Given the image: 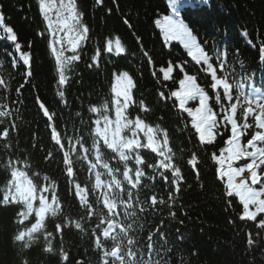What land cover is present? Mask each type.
Masks as SVG:
<instances>
[{
  "label": "trees",
  "instance_id": "1",
  "mask_svg": "<svg viewBox=\"0 0 264 264\" xmlns=\"http://www.w3.org/2000/svg\"><path fill=\"white\" fill-rule=\"evenodd\" d=\"M46 1L55 5L51 12L61 4ZM72 2L80 24L89 30L75 52L65 43L52 45L40 0H0V264H264V228L257 226L264 214L257 221L242 220L243 206L227 196L226 178L218 179L215 171L212 155L225 147L228 133L221 125L212 145L201 144L191 117L171 96L190 75L209 95L214 112H221L210 75L179 41L166 42L155 23L172 14L168 2ZM175 7L206 54L225 49L239 77L264 71V0H176ZM7 27L16 41L8 40ZM61 51L64 57H78L63 69V85L56 61ZM225 65L224 71L232 72ZM119 72L134 85L127 114L169 143L165 161L140 148V162L134 153L121 159L97 141L106 153L100 155L101 165L95 164L96 174L111 173L118 181L107 194L96 188L91 172L94 121L110 114L112 79ZM217 74L224 76L222 70ZM198 106V99L185 105ZM237 119L245 122L239 110ZM247 122L253 127L242 144L257 130L253 117ZM177 169L181 176L174 185ZM15 170L55 200L38 230L31 228L33 214H22L21 203L6 196ZM124 171L140 174L136 188L122 187Z\"/></svg>",
  "mask_w": 264,
  "mask_h": 264
},
{
  "label": "snow or ice",
  "instance_id": "2",
  "mask_svg": "<svg viewBox=\"0 0 264 264\" xmlns=\"http://www.w3.org/2000/svg\"><path fill=\"white\" fill-rule=\"evenodd\" d=\"M96 2L99 4L101 0H96ZM170 3L172 5V14L163 15L155 23L163 33L166 42L179 41L193 61L197 64L202 62L203 65L207 66L208 74L211 77L210 87L211 90L216 92V104L220 105L221 112H214L213 108L209 106V95L190 75L185 76L184 79L179 81L180 90L173 91L171 96L179 101V108L183 109L191 117V128L195 130L201 144L206 146L212 145L216 140L217 128L223 125L225 132L228 133L227 139L224 140L225 147L220 149L219 155H212V160L217 165L215 170L217 178L221 180L226 178L227 196L237 197L239 203L243 206L241 219L257 221L258 217L264 214V102L253 106V101L243 96V94L241 96H233L227 76L223 78L218 76L217 69L213 67L209 55L206 54L197 42L196 35L193 34V31L181 17V14L176 10V0H170ZM39 6L44 18L46 20L49 19L48 14L54 5L51 3L46 4L45 0H40ZM64 13L66 15H63ZM56 16L57 24L61 30H67L72 34V38L68 40V44L70 45V49L75 52L80 43L85 39L89 31L88 28L80 24L79 14L75 11V4L72 0H68L67 3L61 0L60 7L56 11ZM69 21H71L70 24ZM0 26H3L2 15H0ZM51 27L50 22L49 28ZM6 32L9 34V41L17 40V36L12 34L13 29L11 27H7ZM53 35L55 36V33ZM62 42V40H56V43ZM16 47L19 49V45ZM116 49L117 51H123L120 48L119 41L116 42ZM107 50L109 52L112 51L111 47ZM53 51L55 52L56 50L53 49ZM261 57L264 58V48L261 49ZM77 59L76 55L64 57L63 51L56 55V61L61 70L59 79L61 85L65 84L66 80L63 69ZM23 60L24 64H28L27 55L23 57ZM224 67L225 65L221 61V68ZM171 71L172 69L169 67L168 71L164 74L165 79H168V74ZM133 87V82L126 73L117 76L112 86L114 94L112 104L115 106V116L117 117V123L122 125L117 132L113 133V139L123 141L125 136H127L125 130H128L131 132V138L128 139L124 145L125 147H129L134 143H142L141 139H135L137 137V130H139L147 137L145 142L147 145L146 150H151L154 154H161L159 153L158 142L155 139L156 130L139 118L133 121L125 116V110L133 101L131 94ZM220 89H222V94ZM60 95L63 96V93H60ZM161 96H163V93H161ZM197 99L199 101L198 107L195 109L185 107L188 101ZM224 100L228 102L227 107L222 102ZM234 100L235 102H233ZM40 103L42 104V102ZM141 107H143V104H141ZM238 110L243 114L245 121L243 124L238 123ZM91 111L97 112L98 109L92 108ZM249 117L254 118L257 130L251 134V138L247 140L246 144H242V137L247 134L249 128L253 127V125L247 122ZM165 142L169 143L168 140ZM121 155L123 156V153ZM241 160H247L248 162L241 166H234ZM165 171H168V169L166 168ZM172 176V183L174 185L178 184L180 179L177 180L176 177L181 176L180 169L172 172ZM176 190L179 191L178 188ZM4 206L8 205L4 204ZM174 215L175 213L173 212ZM257 226L264 228V219H259ZM248 243H252L251 239H249Z\"/></svg>",
  "mask_w": 264,
  "mask_h": 264
},
{
  "label": "rangeland",
  "instance_id": "3",
  "mask_svg": "<svg viewBox=\"0 0 264 264\" xmlns=\"http://www.w3.org/2000/svg\"><path fill=\"white\" fill-rule=\"evenodd\" d=\"M45 3H49V1L45 0ZM48 15H49V19L47 20L45 19V22L48 27H49L50 22L52 25V27L49 28L50 33L52 34V39H53L52 45H58L62 47L63 44L65 43V46H69L68 40L72 38V34L68 32L67 30H61L60 26L57 24L56 11H52V12L50 11ZM63 15H66V14H63ZM70 23L71 21H69V24ZM53 33H55V36L53 35ZM56 40H62L63 42L56 43ZM167 71L168 69H164V74ZM119 74H122V73H119ZM113 98H114V94H113ZM111 108H112L111 116H104L103 120L100 119L96 123H97V128L101 132V135H102L99 137L108 143L107 140L110 135L111 143L114 144V147H116L121 142L113 139V133L117 132L122 125L117 123V117L115 116V106L113 104ZM138 131L139 130H137V137L135 139L141 138ZM95 132L99 134L96 129H95ZM125 134L127 135L125 136V138L128 141V139L131 138V132L129 131V133H125ZM145 138L147 139L146 136ZM155 139L158 140V138H155ZM126 143H122L120 144V146H124ZM164 146L165 145L163 143L160 144L158 142V148H161ZM6 196L8 199L12 201L19 200L24 206L23 213L28 216L33 214L36 218H40L41 216H43L45 212L54 208L56 204L52 195H49L44 188L35 189L31 185L30 181L26 177H24L21 172L13 173V178L12 180L10 178L9 183H8V187L6 190Z\"/></svg>",
  "mask_w": 264,
  "mask_h": 264
},
{
  "label": "bare ground",
  "instance_id": "4",
  "mask_svg": "<svg viewBox=\"0 0 264 264\" xmlns=\"http://www.w3.org/2000/svg\"><path fill=\"white\" fill-rule=\"evenodd\" d=\"M167 2H168V8L171 10V8H172V5L170 4V0H163V2L162 3H165V4H167ZM187 18H189L188 16H187ZM190 19V18H189ZM99 118H101L102 120H103V117H99ZM46 213V212H45ZM22 214H24V213H22ZM24 215H26V214H24ZM45 215V214H44ZM41 216L40 218H36L34 215H33V218H32V221H31V228L32 229H34V230H38V229H40L41 227H42V225H43V222H44V220L46 219V217L47 216Z\"/></svg>",
  "mask_w": 264,
  "mask_h": 264
}]
</instances>
